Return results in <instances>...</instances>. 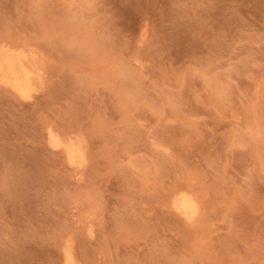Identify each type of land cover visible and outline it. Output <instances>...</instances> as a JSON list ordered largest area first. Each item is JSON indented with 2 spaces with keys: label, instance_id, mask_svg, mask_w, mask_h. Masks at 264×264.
I'll list each match as a JSON object with an SVG mask.
<instances>
[{
  "label": "rangeland",
  "instance_id": "374dc122",
  "mask_svg": "<svg viewBox=\"0 0 264 264\" xmlns=\"http://www.w3.org/2000/svg\"><path fill=\"white\" fill-rule=\"evenodd\" d=\"M0 44L41 69L0 84V264H264V0H0Z\"/></svg>",
  "mask_w": 264,
  "mask_h": 264
},
{
  "label": "bare ground",
  "instance_id": "6f19581e",
  "mask_svg": "<svg viewBox=\"0 0 264 264\" xmlns=\"http://www.w3.org/2000/svg\"><path fill=\"white\" fill-rule=\"evenodd\" d=\"M141 34L144 35V31L143 33L141 32ZM140 39L142 40L143 38L141 37ZM37 60L35 52L31 49H18L14 46L0 44V84L10 89L21 98L27 100L32 98L31 91L35 89L41 76V69ZM138 63L140 65V62ZM126 67L124 66L125 69L122 67L121 70L124 69L127 71L128 67L127 69ZM124 70L121 72H126ZM109 78H111L110 75ZM123 92L126 93V95H123ZM121 93L122 99L127 97V92L125 90ZM126 103H124V105H126ZM45 136L46 143L51 148L63 154L69 166L73 168L75 177L77 176L76 178L80 179L88 160L84 140L75 134H61L50 126L47 127ZM179 189L173 192L168 203H170L171 208L176 211L178 215H181L187 221H191L198 215V200L190 191ZM90 232L92 234V228L89 227L88 233L90 234ZM63 254L64 264H82L68 246L63 250Z\"/></svg>",
  "mask_w": 264,
  "mask_h": 264
}]
</instances>
